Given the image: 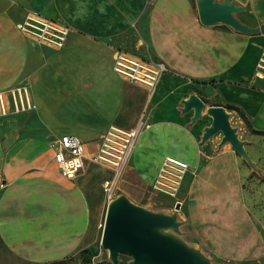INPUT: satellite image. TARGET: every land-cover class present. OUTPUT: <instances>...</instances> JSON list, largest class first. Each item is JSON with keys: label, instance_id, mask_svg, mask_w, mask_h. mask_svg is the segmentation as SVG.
<instances>
[{"label": "crops", "instance_id": "1", "mask_svg": "<svg viewBox=\"0 0 264 264\" xmlns=\"http://www.w3.org/2000/svg\"><path fill=\"white\" fill-rule=\"evenodd\" d=\"M235 1L246 7L236 15L243 24L264 25V0ZM29 14L68 26L64 45L22 32ZM132 31L142 34L137 46L147 38L167 67L155 88L114 68L117 44L126 52ZM263 47V33L203 25L196 0H0V92L30 84L34 118L49 134L77 136L92 153L107 128H136L149 113L120 179L127 185L151 186L166 156L197 162L198 133L189 127L192 114L182 112L192 94L220 99L208 107L239 106L264 130V79L256 74ZM12 128L0 123V264H63L93 240L103 184L113 171L87 161L77 178L67 179L53 153L46 161L40 134L33 136L31 161L24 147L30 138Z\"/></svg>", "mask_w": 264, "mask_h": 264}, {"label": "rangeland", "instance_id": "2", "mask_svg": "<svg viewBox=\"0 0 264 264\" xmlns=\"http://www.w3.org/2000/svg\"><path fill=\"white\" fill-rule=\"evenodd\" d=\"M141 35L132 31L126 37L123 42L126 52L162 63L152 54L147 38L146 42L137 46ZM117 52H122V42L117 44ZM200 98L206 105L202 117L192 124L193 111L184 114L186 117L192 114L189 127L197 130L199 149L197 162L191 163L177 198L159 194L151 186L127 185L123 181L115 188L111 198L103 190L104 197L99 204V228L93 240L80 247L63 264H112L108 251L101 245V225L105 222L109 204L120 195H126L134 203L155 212H177L181 223L177 235L204 254L212 264H264V135L258 133L254 123L246 122L238 113L226 109L229 123L245 154L235 150L229 141H224L222 132L203 140L205 131L212 127L213 122L207 112L208 105L219 103L220 99ZM4 108L6 114L3 113ZM0 112V123L13 124L12 132L20 139L30 138L24 143L25 149L30 150L27 151L28 159L32 161L35 157L33 152L37 148L33 145V136L40 134L43 138L41 147H47L45 159L52 161L51 144L55 137L34 118L30 84L22 83L3 92L0 95ZM149 117L146 113L142 120L149 124ZM177 203L181 204L178 211ZM130 261V257L122 255L120 264H129Z\"/></svg>", "mask_w": 264, "mask_h": 264}, {"label": "water", "instance_id": "3", "mask_svg": "<svg viewBox=\"0 0 264 264\" xmlns=\"http://www.w3.org/2000/svg\"><path fill=\"white\" fill-rule=\"evenodd\" d=\"M198 15L205 26L227 25L233 30L247 34H264V25L249 27L237 14L246 11L235 0H196ZM204 101L192 94L183 101V113L193 111L192 124L202 117ZM213 118L212 127L205 131L203 140L222 132L224 141L245 154L242 143L228 120V112L222 106L207 109ZM181 207L176 205V211ZM181 223L177 212H155L120 195L109 204L102 233V248L109 253L112 264H120L121 256L131 258L129 264H212L200 251L185 243L178 235ZM170 231H173L171 233Z\"/></svg>", "mask_w": 264, "mask_h": 264}, {"label": "built area", "instance_id": "4", "mask_svg": "<svg viewBox=\"0 0 264 264\" xmlns=\"http://www.w3.org/2000/svg\"><path fill=\"white\" fill-rule=\"evenodd\" d=\"M19 28L40 42L58 47L64 45L70 31L69 27L62 22L36 14L27 15ZM113 59L114 68L120 75L150 88H155L163 73L167 71L164 64L133 58L124 51L115 53ZM256 74L259 78L264 79V47L257 64ZM2 93L0 92V95ZM20 96L23 97V92ZM3 113L6 114L5 108ZM146 125L141 120L138 127L130 130L110 126L101 134L98 147L92 153L87 151L85 143L77 136L62 135L55 137L51 144L54 162L60 174L67 179L77 178L85 169L87 161L108 167L114 175L112 179L104 182L103 190L111 198L115 188L120 183L124 169L129 164L137 139ZM189 172L188 163L172 156H166L151 187L153 191L159 194L177 198ZM1 187L2 180L0 178V189ZM101 228H104V224L101 225Z\"/></svg>", "mask_w": 264, "mask_h": 264}, {"label": "trees", "instance_id": "5", "mask_svg": "<svg viewBox=\"0 0 264 264\" xmlns=\"http://www.w3.org/2000/svg\"><path fill=\"white\" fill-rule=\"evenodd\" d=\"M220 106L226 108L229 111H236L243 120L248 121V116H247L246 112L241 107L236 106V105H232V104H228L226 102H223ZM258 133L264 135V130H258Z\"/></svg>", "mask_w": 264, "mask_h": 264}]
</instances>
